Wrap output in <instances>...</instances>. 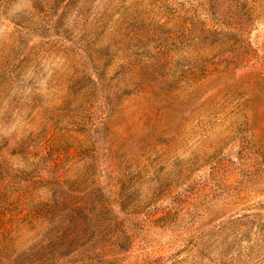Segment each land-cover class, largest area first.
Listing matches in <instances>:
<instances>
[{
	"label": "rangeland",
	"instance_id": "374dc122",
	"mask_svg": "<svg viewBox=\"0 0 264 264\" xmlns=\"http://www.w3.org/2000/svg\"><path fill=\"white\" fill-rule=\"evenodd\" d=\"M40 256L264 264V0H0V264Z\"/></svg>",
	"mask_w": 264,
	"mask_h": 264
},
{
	"label": "trees",
	"instance_id": "16d2710c",
	"mask_svg": "<svg viewBox=\"0 0 264 264\" xmlns=\"http://www.w3.org/2000/svg\"><path fill=\"white\" fill-rule=\"evenodd\" d=\"M211 31V30H209ZM34 264H50V260H48V258L46 256H40L38 259L34 260L33 262Z\"/></svg>",
	"mask_w": 264,
	"mask_h": 264
}]
</instances>
